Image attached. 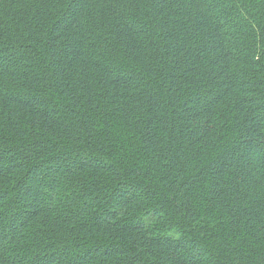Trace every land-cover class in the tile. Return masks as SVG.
I'll list each match as a JSON object with an SVG mask.
<instances>
[{"label": "trees", "instance_id": "obj_1", "mask_svg": "<svg viewBox=\"0 0 264 264\" xmlns=\"http://www.w3.org/2000/svg\"><path fill=\"white\" fill-rule=\"evenodd\" d=\"M0 264H264V0H0Z\"/></svg>", "mask_w": 264, "mask_h": 264}]
</instances>
